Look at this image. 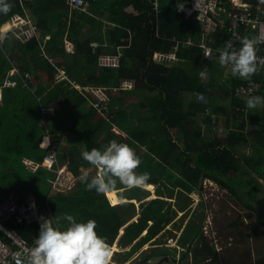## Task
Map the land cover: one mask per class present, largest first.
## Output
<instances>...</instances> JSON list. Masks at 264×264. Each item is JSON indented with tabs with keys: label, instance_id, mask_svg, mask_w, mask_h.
Here are the masks:
<instances>
[{
	"label": "trees",
	"instance_id": "trees-1",
	"mask_svg": "<svg viewBox=\"0 0 264 264\" xmlns=\"http://www.w3.org/2000/svg\"><path fill=\"white\" fill-rule=\"evenodd\" d=\"M9 3L11 10L7 14L0 13V37L14 15L29 20L17 0H10ZM91 6L90 15L74 14L69 27L61 18H53V11L64 9L62 0L27 3L25 7L36 23L29 21L40 29L39 35L25 44L13 39L8 49L6 42V46L0 44V89H3L0 103V195L15 193L24 197L33 194L37 207L41 211L46 208L53 172L44 167L32 172L21 162L25 158L42 164L48 154L40 147L47 134L44 125L39 127L43 109H58L56 117L48 121L46 128L59 153L64 150L67 135L77 134L80 144L72 148L76 142L74 139L68 154L70 171L73 173L93 167L82 158L83 151L106 146L99 142L94 127L97 126L99 130L108 127L111 131L115 126L133 141H138L142 133H146L149 142L146 144L140 140L141 146L135 149L141 159L137 172L150 173L147 186L148 189L156 187L157 198L142 203L138 220L124 228L119 245L123 250L129 248V251L119 261L126 263L139 252L140 257L134 264H149L153 259L164 258L169 253L164 248L143 250V247L157 244L154 242L161 233L166 232L171 238H176L175 230L166 228L179 212H185V217L191 214L192 210L187 211L190 194L202 191L204 180L229 190L239 199V192L242 191L236 187L239 183L255 193L256 190L251 187L264 180V105L249 109L245 102L234 98L233 87L241 82L237 79L233 82L225 80V66H221L217 58L203 59L197 46L180 45L174 64L158 63L154 59L155 53L168 54L173 50V38L181 42L191 38L195 44L200 40L196 22L185 21L178 16L174 0H161L159 21H156L152 5L145 0H92ZM50 18L58 23L49 22ZM103 27L107 28L106 31ZM89 30L93 32L83 40V32ZM47 36L49 39L44 41ZM66 37L75 44L76 52L73 55L66 52ZM214 39L215 43L210 44L215 48H223L228 41L224 33H219ZM94 43L99 44V53L95 52ZM107 44L115 48L124 47L119 69L98 66L100 54L117 53L115 48L107 50L104 47ZM15 63L21 72H28L33 77L32 81L28 80V87H23L16 78L15 87L5 88V81L9 77L4 78ZM60 69L67 71L68 80L56 79ZM202 74L207 78L203 79ZM122 80L133 81L134 88L115 92L114 96L111 92L112 123L99 122L96 111L91 107L88 115L81 111L88 106V101L83 97H88L73 88L71 82L79 83L82 87L93 85L112 90ZM197 94H201L206 102L204 99V103H198ZM259 96H264V93L261 92ZM216 99L229 101L232 105L231 110L223 107L215 110L227 130L246 135L243 143L250 153L241 154L238 140L230 139L231 136H219L218 120L213 122L207 117L202 121L201 116L212 112V103ZM243 109L248 111L247 115L241 112ZM201 125L208 134L206 138ZM231 140L235 145L233 148L228 147ZM45 144L48 145V141ZM59 159L61 166L67 163L66 156L61 155ZM120 194V191H115L107 195L114 204L138 202L127 196L120 200ZM129 194L130 197L143 199L150 197V191L144 188H132ZM174 196L178 199L176 210L173 208L175 205L167 200ZM48 201L57 216L62 217L70 211L79 222L95 220V231L105 237L109 245L126 224L119 209L109 204L105 194L86 190L85 183H81L80 179L69 196L61 194L49 197ZM42 222L10 227L28 244H32L39 235ZM61 225L67 227V221L62 219ZM174 228L181 230L177 223ZM177 247L187 250L183 259H188L192 254L195 264H217L216 260H210L215 249L202 236L201 227L193 228L191 218L177 238Z\"/></svg>",
	"mask_w": 264,
	"mask_h": 264
},
{
	"label": "built area",
	"instance_id": "built-area-1",
	"mask_svg": "<svg viewBox=\"0 0 264 264\" xmlns=\"http://www.w3.org/2000/svg\"><path fill=\"white\" fill-rule=\"evenodd\" d=\"M32 1V0H22ZM149 2L154 11L155 17L159 18V0H145ZM177 13L185 21H197L201 25V33L204 36H210L217 32L225 33L228 41H232L234 47H241L240 40L243 37L256 38L257 56L264 57V0H176ZM71 10L87 13L90 10L92 0H66ZM182 7V8H180ZM14 23L26 25V23L14 16ZM34 27H30L23 32V37L29 39L34 32ZM209 37H202L198 48L201 50L203 59L213 57L219 58V50L210 45ZM174 48L177 50L179 42ZM187 45H193L192 41L186 42ZM123 53L118 49V54L101 55L98 59L99 66L102 68H119ZM159 62H168L174 60V55L159 54L156 58ZM231 68V65H229ZM207 78V76H205ZM241 79V78H239ZM132 83L129 81L122 82L115 90L131 89ZM91 104L101 113H107L110 106V96L108 90L102 87L88 86L86 88ZM264 93V67L260 69L258 74L253 75L249 80L241 79L234 94L237 98L247 100L249 95H259ZM200 103L204 102L202 96L198 97ZM57 162V154L54 152L46 157V163L52 168ZM33 169L37 165L29 164ZM64 170H60L58 181L60 187L63 184ZM53 214H42L35 207L32 198H28L25 203H20L14 195L7 197L0 196V264H26L28 250L35 246V239L32 244H28L13 229L8 227L9 224L14 226L33 225L39 223L43 219H50ZM55 223V221H54Z\"/></svg>",
	"mask_w": 264,
	"mask_h": 264
},
{
	"label": "clouds",
	"instance_id": "clouds-1",
	"mask_svg": "<svg viewBox=\"0 0 264 264\" xmlns=\"http://www.w3.org/2000/svg\"><path fill=\"white\" fill-rule=\"evenodd\" d=\"M11 7L8 0H0V13L7 14ZM258 42L256 38L243 37L240 40L241 47L236 49L232 41H226L219 50V64L231 65L233 76L249 80L264 67V57L257 56ZM260 105H264V96H248L247 108L255 109ZM81 155L98 170L90 181L86 172L79 177L88 191L107 194L117 191L118 184L127 189H143L151 178L148 172H137L141 159L135 150L129 144L115 139L102 149L92 148ZM118 199L123 200V195L120 194ZM62 219L68 222L67 227L61 225ZM42 220L35 246L28 250L26 264H112L111 246L105 237L95 231V220L77 222L67 213L62 217Z\"/></svg>",
	"mask_w": 264,
	"mask_h": 264
},
{
	"label": "crops",
	"instance_id": "crops-1",
	"mask_svg": "<svg viewBox=\"0 0 264 264\" xmlns=\"http://www.w3.org/2000/svg\"><path fill=\"white\" fill-rule=\"evenodd\" d=\"M10 0H8V2H9ZM33 1H35V0H33ZM63 2H64V4H65V7H64V9L63 10H57V11H53L52 12V14H53V18H57V19H59L60 20V18H61V20L63 21V22H66L68 25H69V27H71V24H72V22H73V19H74V14H84V15H90V12H91V7H90V10L87 12V13H80V12H76V11H73V10H71L70 9V7L68 6V3H66V0H62ZM17 2H18V0H17ZM161 2V0H159V3ZM174 2H175V4H176V6H179V4L176 2V0H174ZM30 3V2H29ZM18 4L22 7V9L24 10V15L26 16V17H28L29 18V20L32 22V23H36V22H34L32 19H31V15L29 14V11L26 9V4L27 3H25V4H20L19 2H18ZM129 6H134V5H129ZM152 7V6H151ZM152 10H153V13H154V16H155V11H154V9H153V7H152ZM177 15L178 16H180L178 13H177ZM14 16H19V17H21L20 15H14ZM13 16V17H14ZM59 16H61V17H59ZM159 16H160V4H159ZM12 17V18H13ZM181 17V16H180ZM11 18V19H12ZM156 18V17H155ZM182 18V17H181ZM29 25L27 26V27H36V26H34L28 19H26V18H23ZM196 20V19H195ZM194 20V21H195ZM53 21H55V23L57 24L58 22L54 19H52V18H50L49 19V22H53ZM156 21H159V18H158V20L156 19ZM196 22V24H197V27L199 28V32H200V40H199V42H198V44L201 42V39H202V37H204V38H206V37H209V39H208V43L210 44V43H212V42H214L215 43V39H214V37L216 36V35H218L219 33L221 34V33H223V32H217V33H215V34H213V35H210V36H204V35H202V31H201V25L200 24H198L197 23V21H195ZM9 28V30H8V28ZM27 27H22L21 28V30H16V31H14V28L12 27V24H11V20H10V22L3 28V30H2V34H1V37H0V44H1V46H2V44H4V46H6V44H5V42L7 43V49L9 48V46H10V43L13 41V39L14 40H16V41H18V42H20V43H22V44H25V43H27V42H29V41H31L32 39H34V38H36L37 37V35H39V32H40V29L39 28H37V31H36V34H35V36L33 37V38H31V39H29L27 42H21L19 39H18V35L21 33V32H24L26 29H28ZM106 27L104 28L103 27V30L104 31H106ZM87 32H83V34H82V39L84 40V38H86L87 36H85V34H86ZM156 34L158 35L159 34V31H158V28L156 29ZM224 35H225V33H224ZM226 36V35H225ZM47 39H49V37L47 36V38L44 40V41H46ZM174 39H176V38H173L172 39V41H174ZM177 40V39H176ZM43 41V42H44ZM178 42H179V45H178V48H177V50H175L176 51V53L174 52V48H175V46L177 45V43H176V41H174L175 42V46L173 47V50L171 51V52H169L168 54H171V55H174V57H175V59L174 60H171V61H168V62H162V63H165V64H167V65H170V64H174L175 62H176V60H177V57H176V54H177V51H178V49H179V47H180V45H183L184 47H189V46H197L198 47V44H195V41H193V39H188V40H186V41H184V42H181V41H179V40H177ZM188 41H192L193 42V45H187L186 44V42H188ZM210 45H212V44H210ZM112 46V47H111ZM213 46V45H212ZM93 47L95 48V52H97V53H99V51H100V49H99V44H97V43H94L93 44ZM104 47H107V50H110V49H112V48H115L114 47V45H105ZM65 48H66V52L68 53V54H70V55H73V54H75V52H76V47H75V44L74 43H72L67 37L65 38ZM116 51H117V53L116 54H118V49H119V47L117 46L116 48ZM120 51L122 52V53H124V47H121L120 48ZM105 54V53H104ZM106 54H109V53H106ZM116 54H110V55H116ZM159 54H163V53H155V55H154V59L157 61V55H159ZM124 55V54H123ZM122 55V56H123ZM213 58H217L218 60H219V58L218 57H213ZM50 59V61H54V62H57L56 60H54V59H52V58H49ZM209 59H212V58H209ZM18 64H12V67H11V71H9L8 72V74H7V76L4 78V80L6 79V78H8L9 77V79L8 80H6L5 81V88H13V87H15L16 86V84H17V82H16V78L20 81V83H21V85L23 86V87H28V85H27V82H28V80L29 81H32V79H33V77H31V74L30 73H28V72H21L20 71V68H18V66H17ZM60 71V74L56 77V79L57 80H60V81H65V80H68V75H67V71L65 70V69H60L59 70ZM202 76V78L204 79L205 78V76H207V75H205V74H202L201 75ZM223 78L225 79V80H228V81H230V82H233V80L234 79H237V80H239L240 82H241V79H239V77H237V76H233L232 74H231V68L229 67V65H227V66H225V68H224V73H223ZM4 80H3V82H4ZM124 81H129V82H131L132 83V86H133V88H134V82L133 81H130V80H122L121 82H120V84L122 83V82H124ZM3 82H2V84H3ZM23 84H26L27 86H24ZM71 85H73V88H76L77 89V87H79V88H87L88 86H93V85H86L87 87H82L83 85H81V84H79V83H72L71 82ZM238 85H240V84H238ZM238 85H235L234 87H233V91H232V94H234V90H235V88L238 86ZM93 87H102V86H93ZM119 87V86H118ZM117 87V88H118ZM102 88H106V87H102ZM132 88V89H133ZM107 90H108V93H109V96H110V99H111V92L113 93V96H114V94H116L115 92H118V91H124V90H115L116 88H114V89H112V90H110L109 88H106ZM132 89H130V90H132ZM2 91H3V89L1 88L0 89V92H1V96H2ZM79 92V91H78ZM46 94V93H45ZM79 94H80V92H79ZM80 96H82V94H80ZM199 96H201V94H197V96H196V99H197V101H198V97ZM83 97V96H82ZM85 100H87L88 101V106L84 109V110H81L84 114H89V110H91V108L92 109H94L95 111H96V113H97V117H98V119H100V121L99 122H103V123H105V124H110V123H112V119H113V117L111 116V113H110V107H109V111L107 112V113H101V112H99L92 104H91V101L89 100V98L87 99V98H85V97H83ZM234 98H237L236 96H235V94H234ZM205 99V98H204ZM238 100H241V101H243V102H245L246 103V100H244V99H241V98H237ZM2 100H3V97H2ZM2 100L0 101V103H2ZM65 100H63L62 102H64ZM76 101V100H75ZM205 102H206V99H205ZM65 103V102H64ZM198 103H200L199 101H198ZM204 103V102H203ZM212 106H213V109H212V112H210V113H206L204 116H201L202 118H203V120L205 119V118H210V120H212L213 122H216L217 120H218V122H217V127H218V130L217 131H219L218 133L219 134H223V135H226L227 137H228V134H230L229 133V131H233V130H227V128H226V126H225V129L224 130H219V128H220V126H224V123H222V120H221V118H219L218 117V113H217V110H215V108H220V107H223V108H225V109H229V110H231V108H232V105L230 104V102L229 101H223V100H221V99H216L213 103H212ZM91 107V108H90ZM258 108L260 107V106H257ZM90 108V109H89ZM43 110H45V112H47L46 114H42V112H43ZM42 110V112H41V122H40V124H39V127H43L42 125H44V127L43 128H45L46 129V137L45 138H43V140H42V142L40 143V147L42 148V149H44V150H46L47 152H48V154L45 156V158H44V161H43V163L42 164H36V163H33V162H31L30 160H27V159H25V158H22L21 159V162L24 164V165H26L27 166V168L30 170V171H32V172H34L36 169H39L40 167H44V168H46L47 170H49V171H52L53 172V178L51 177V179H50V183H51V185H52V187H51V191H50V194H49V197H54V196H58V195H61V194H66V195H70L74 190H75V188H76V186H77V183H78V180H79V177L81 176V175H83L85 172L88 174V177H89V179H91L93 176H95L96 175V173H97V169H95L94 167H89L88 169H79L78 170V172L77 173H73V172H71L70 171V167H69V164H70V157H68V154H70V151H71V149H70V147H71V143H72V141L75 139L76 140V142L74 143V144H72V148H75L76 147V145L77 144H80L79 143V141H78V139H77V134L75 133V134H69V135H67V143H64L63 144V147H64V150H62V152L61 153H59L58 152V150H57V148H55V146L53 145V142H52V137H51V135L49 134V132H48V130H47V123H48V121L51 119V118H53V117H56V115H57V112H58V109L57 108H55V107H53V108H46V109H43ZM239 111V110H238ZM241 112H243V113H245V115H247V113H248V111L246 110V109H243ZM202 120V121H203ZM93 126H96L95 124L93 125ZM93 126H91L90 127V129L93 127ZM200 128H202V129H204V132L203 133H206V130H205V128L201 125L200 126ZM94 129H96L95 130V132H94V134L96 135V136H98V140H99V142H103L105 145H107L108 144V142L110 141V140H113V139H115V140H117L118 142H123V143H127V144H129L134 150L135 149H137L136 148V146H141L140 145V140H141V142L142 143H148L149 142V138H148V136H147V134L146 133H142V136H140V139L138 140V141H133L132 139H131V137L130 136H128L126 133H124V132H122V131H120V130H118L115 126H113L112 127V129H111V131H110V129L108 128V127H105V128H103V129H98V127L96 126V127H94ZM109 131V132H108ZM114 134V135H111V134ZM204 135H206V134H203V136ZM207 136V135H206ZM218 136V135H217ZM219 136H221V135H219ZM216 136H214L213 138H215ZM222 137V136H221ZM46 141H48V145H46L45 144V142ZM228 147H230V145H228ZM55 153V154H57V162H56V164H54L53 165V167L52 168H49V166H48V164L46 163V157H48L51 153ZM61 155H64V156H66L67 157V163L65 164V165H63V166H61V164H60V156ZM29 164H34V165H37V166H39V167H37L36 169H33V168H31L30 166H29ZM60 170H64V179H63V184H62V186L60 187V183H59V181H58V175H59V172H60ZM151 187H153V186H151ZM149 188V186H146V187H144V189H147V190H149V191H151V189H148ZM117 191H120L121 192V194L123 195V196H127V197H129L130 198V200H133V199H135V200H138V202H135V201H130L129 203L128 202H126V201H124V202H121L120 204H114L113 202H112V199L110 198V197H108V193L107 194H105V196H106V199H107V201L109 202V204L112 206V207H117L118 209H119V212H120V216H121V218H122V220L124 221V223H126V224H124V226L120 229V231H119V234H118V236H117V238L113 241V243H111L110 244V246H111V249L113 250L112 252H113V257H112V262L114 261L115 263H118V264H132L133 262H131V260H132V258L137 254V253H135L133 256H131L130 258H129V261H127L126 263H124V261L123 262H120L121 260H122V258H124V257H126L127 256V253H128V251H129V248L128 249H121V246L119 245V239H120V237L123 235V233H124V228H126L130 223H132V222H136L137 220H138V217L140 216V212H141V204L142 203H144L145 201H148V200H146V199H143V198H137V197H135V196H132V197H130V194H129V191H130V189H127V188H125L124 186L123 187H120L119 186V184L117 185ZM8 195H14V196H16L17 197V200H18V202H20V203H25V201L28 199V198H32L33 199V202H34V204H35V207L37 208V209H39V207H37V203H36V198L34 197V195L33 194H28V195H26V196H24V197H21L19 194H15V193H10V194H7V195H0L1 197H7ZM49 197L47 198V200H46V208L44 209V210H40L39 209V211L42 213V214H53V216L54 217H56L57 215L55 214V212H54V210L53 209H51L50 208V205H48V203H49V201H48V199H49ZM149 198V197H148ZM147 198V199H148ZM150 199V198H149ZM121 205H126V206H129V207H132L133 209H135L136 207L138 208V212L136 213V214H134L132 217H129V218H126L127 217V214L126 213H121L122 212V209H121ZM137 205V206H136ZM99 209V208H98ZM190 220V219H189ZM188 220V221H189ZM42 222V221H41ZM77 222H79V221H77ZM188 223V222H187ZM187 225V224H186ZM185 225V226H186ZM10 226H13V227H16V226H14V225H12V224H9L8 225V227L10 228V229H12ZM67 226H68V222H67ZM185 228V227H184ZM14 230V229H13ZM16 232V231H15ZM146 233V232H145ZM144 233V234H145ZM175 233V232H174ZM177 237V236H176ZM172 239H175V238H172ZM176 241H177V239H176ZM108 242V241H107ZM148 245V244H147ZM146 245V246H147ZM210 246H212V245H210ZM145 247V246H144ZM144 247H143V249H144ZM180 248H182V247H180ZM214 248V247H213ZM215 249V248H214ZM146 250V249H145ZM215 252H216V249H215ZM116 256H119V259L118 260H116L115 261V259H116ZM120 260V261H119ZM210 260H212V259H210ZM158 264V263H157Z\"/></svg>",
	"mask_w": 264,
	"mask_h": 264
},
{
	"label": "rangeland",
	"instance_id": "rangeland-1",
	"mask_svg": "<svg viewBox=\"0 0 264 264\" xmlns=\"http://www.w3.org/2000/svg\"><path fill=\"white\" fill-rule=\"evenodd\" d=\"M92 32L93 30H89L85 36H89ZM101 55L104 54H100L99 57ZM157 62L159 63L158 60ZM225 126H220L219 130H224ZM229 133L228 137L231 136L230 139L238 140L237 143L241 154L250 153L248 146L243 143L246 140L245 134L238 133L237 131H229ZM219 135L224 136L223 134ZM204 137L206 138V135ZM140 144L142 143L140 142ZM234 146L231 140L229 148H233ZM239 184L236 187L238 190H242L239 192L241 199L229 190L218 187L212 181L204 180L202 185L203 190L199 193L195 192L190 194V207L187 211L192 210L191 214L189 213L188 217H185V212H179L173 223L166 228L167 230H175L174 232L177 237L172 239L169 233H161L159 239L154 242L157 244H148L143 250L164 248L169 253L166 256L169 258V261L163 264H195L192 259V254H189L188 259H183V255L187 250L177 247L176 241L188 220L191 218L193 228L198 229V227H201L202 236L208 241L209 245H212L223 256L224 260L229 261V264H256L258 261H262L264 264V180L259 181V183L251 187L252 190L255 189L258 191H254L255 193H251L242 183ZM177 194L178 191H176ZM149 198L146 200L157 198L156 187H152ZM167 200L175 205L173 208L176 210L178 202L177 196ZM121 209L122 214H127L126 218L132 217L138 212L137 207L133 209L126 205H121ZM66 213L73 216L70 211ZM176 223L181 226L180 231L174 228V224ZM198 245H200V242ZM139 257L140 253L138 252L132 258V264ZM118 259L119 256H116L115 261ZM161 259L163 257L155 258L149 264H157ZM112 264L118 263L113 261Z\"/></svg>",
	"mask_w": 264,
	"mask_h": 264
},
{
	"label": "bare ground",
	"instance_id": "bare-ground-1",
	"mask_svg": "<svg viewBox=\"0 0 264 264\" xmlns=\"http://www.w3.org/2000/svg\"><path fill=\"white\" fill-rule=\"evenodd\" d=\"M33 1V0H32ZM32 1H22V0H18V2L20 3V4H25V3H29V2H32ZM16 17H18V18H20V19H22L25 23H26V25H19V23H14L13 21H12V19H11V24H12V27L14 28V31H16V30H21V28L22 27H27L29 24L22 18V17H19V16H16ZM8 28V27H7ZM28 29L30 28V27H27ZM35 29H34V32H33V35L29 38V39H31V38H33L34 36H35V34H36V31H37V28L36 27H34ZM8 30H9V28H8ZM18 39L21 41V42H27L29 39H25L24 37H23V32H21L19 35H18ZM24 86H27L26 84H23ZM77 89L80 91V92H82L83 94H85V96L86 97H88V94H87V92H86V88H79V87H77ZM89 98V97H88ZM2 100V96H1V92H0V101ZM47 112H45V110H43V114H46Z\"/></svg>",
	"mask_w": 264,
	"mask_h": 264
},
{
	"label": "flooded vegetation",
	"instance_id": "flooded-vegetation-1",
	"mask_svg": "<svg viewBox=\"0 0 264 264\" xmlns=\"http://www.w3.org/2000/svg\"><path fill=\"white\" fill-rule=\"evenodd\" d=\"M213 261H217V264H229V261H226L223 259V256L221 254H219L216 250L213 258H212ZM256 264H263L262 261H258L256 262Z\"/></svg>",
	"mask_w": 264,
	"mask_h": 264
},
{
	"label": "water",
	"instance_id": "water-1",
	"mask_svg": "<svg viewBox=\"0 0 264 264\" xmlns=\"http://www.w3.org/2000/svg\"><path fill=\"white\" fill-rule=\"evenodd\" d=\"M168 261H169V258L165 257V258L161 259L158 264H163L164 262H168Z\"/></svg>",
	"mask_w": 264,
	"mask_h": 264
}]
</instances>
